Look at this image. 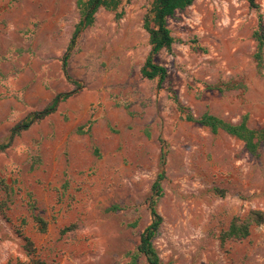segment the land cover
Here are the masks:
<instances>
[{
    "label": "rangeland",
    "instance_id": "rangeland-1",
    "mask_svg": "<svg viewBox=\"0 0 264 264\" xmlns=\"http://www.w3.org/2000/svg\"><path fill=\"white\" fill-rule=\"evenodd\" d=\"M77 1L0 0V144H10L0 152L8 187V199L0 188V264H146L136 247L161 172L153 244L162 264H264V221L244 240H220L233 216L264 213V143L252 156L178 109L264 127V48L258 62L253 37L260 23L264 42V0L257 8L193 0L168 17L175 41L153 56L166 69L162 83L140 73L151 49L142 27L150 0H123L120 17L100 8L68 52L65 74ZM73 81L81 88L53 114L9 138ZM227 83L235 87L207 88ZM33 215L48 222L46 232Z\"/></svg>",
    "mask_w": 264,
    "mask_h": 264
},
{
    "label": "trees",
    "instance_id": "trees-1",
    "mask_svg": "<svg viewBox=\"0 0 264 264\" xmlns=\"http://www.w3.org/2000/svg\"><path fill=\"white\" fill-rule=\"evenodd\" d=\"M123 0H78L77 8L79 11L80 19L74 27L73 33L70 37L66 52L62 57V67L66 74V65L69 58V51L74 47L76 39L79 33L89 27L94 22V15L100 9L103 8L107 11H113L117 17H120L121 12H118ZM250 7L257 8L254 0H248ZM193 0H150L148 12L143 18L142 27L148 34V43L151 46L150 52L146 57L143 66L140 70L141 76L149 80L157 79L159 83H162L167 77L166 69L163 66L157 65L153 62V56L162 49L169 50L175 39L171 36L170 30L167 27L166 20L168 17H172L178 10H183L190 6ZM260 22V20H259ZM260 23L257 30L253 33V37L256 40V60L261 61L262 50L264 48L263 37L261 34ZM75 89L66 93H59L54 95L51 101L40 111L30 112L23 119L18 121L10 130L9 138L19 136L22 132L28 130L33 124L40 122L44 118L53 114L58 105L67 99H69L76 90L81 88V84L73 81ZM235 87L229 83L219 86H207V88H215L219 91L224 89H230ZM178 109L184 119L188 122H194L202 127L209 129L212 134H217L219 131L226 133L227 135L234 137L235 139L243 142L246 151L252 155L257 156L258 150L261 144L264 143V127L260 129H253L248 127L246 117H243L240 122L232 124L226 122L212 114L204 113L198 118H194L186 109L179 105ZM91 122H88L87 131L90 129ZM77 132L81 133L82 128H79ZM9 143L0 144V152L6 150L9 147ZM164 179L163 172L159 173L151 188V195L148 199V209L150 212L151 221L143 229L139 236V242L136 247L137 254L144 257L146 264H162L158 253L154 247L153 241L158 233V230L162 224V217L156 210V204L162 196L161 181ZM0 188L5 192L8 199V187L2 179H0ZM7 201V200H6ZM6 201L0 203V209L7 207ZM29 210L35 211L34 203H28ZM33 221L38 226L41 233L46 232L48 222L38 215L32 216ZM264 221V213L260 210H250L246 216H233L225 231L221 233L220 240L222 243L228 240H244L250 234L252 226H259ZM25 221L21 220L20 225H24ZM25 242L24 249L27 255L34 256L35 248L30 239L23 237ZM19 264H45L44 261L35 259L34 257L26 263Z\"/></svg>",
    "mask_w": 264,
    "mask_h": 264
}]
</instances>
